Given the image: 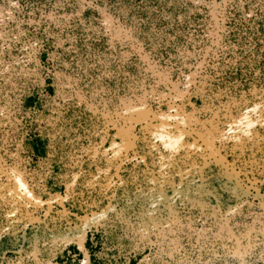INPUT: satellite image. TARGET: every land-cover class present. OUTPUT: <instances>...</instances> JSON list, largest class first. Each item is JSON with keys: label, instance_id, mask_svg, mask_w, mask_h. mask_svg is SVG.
Listing matches in <instances>:
<instances>
[{"label": "rangeland", "instance_id": "obj_1", "mask_svg": "<svg viewBox=\"0 0 264 264\" xmlns=\"http://www.w3.org/2000/svg\"><path fill=\"white\" fill-rule=\"evenodd\" d=\"M0 264H264V0H0Z\"/></svg>", "mask_w": 264, "mask_h": 264}]
</instances>
